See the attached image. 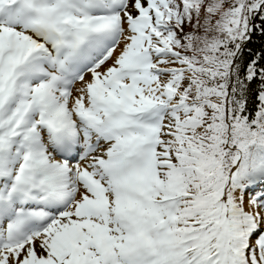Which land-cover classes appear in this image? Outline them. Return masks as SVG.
<instances>
[{
    "label": "snow or ice",
    "instance_id": "obj_1",
    "mask_svg": "<svg viewBox=\"0 0 264 264\" xmlns=\"http://www.w3.org/2000/svg\"><path fill=\"white\" fill-rule=\"evenodd\" d=\"M0 264H264V0H0Z\"/></svg>",
    "mask_w": 264,
    "mask_h": 264
},
{
    "label": "trees",
    "instance_id": "obj_2",
    "mask_svg": "<svg viewBox=\"0 0 264 264\" xmlns=\"http://www.w3.org/2000/svg\"><path fill=\"white\" fill-rule=\"evenodd\" d=\"M259 45H260V41H259V39H256V40H254V42H253V47H256V48H258L259 47Z\"/></svg>",
    "mask_w": 264,
    "mask_h": 264
}]
</instances>
